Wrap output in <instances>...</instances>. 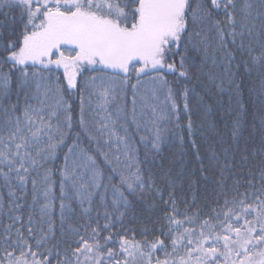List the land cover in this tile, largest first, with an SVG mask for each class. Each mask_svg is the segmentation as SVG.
Instances as JSON below:
<instances>
[{"label": "snow or ice", "instance_id": "snow-or-ice-1", "mask_svg": "<svg viewBox=\"0 0 264 264\" xmlns=\"http://www.w3.org/2000/svg\"><path fill=\"white\" fill-rule=\"evenodd\" d=\"M0 264H264V0H0Z\"/></svg>", "mask_w": 264, "mask_h": 264}, {"label": "trees", "instance_id": "trees-1", "mask_svg": "<svg viewBox=\"0 0 264 264\" xmlns=\"http://www.w3.org/2000/svg\"><path fill=\"white\" fill-rule=\"evenodd\" d=\"M170 80H174V77H172L171 75L169 76ZM194 86V84H189L188 87L191 89ZM182 87V85H181ZM258 107V104L254 106V110L255 108ZM251 119V117H250ZM256 124L258 126L259 121H256ZM181 151H183L184 153H187L189 151L188 147L185 145L183 149H181V146L179 145L178 141L173 140L170 143V146L168 148L165 149V155H171V153H176L175 159L180 160V153ZM183 167H186L188 169H195L197 167L195 160L190 157L189 155H184L183 157Z\"/></svg>", "mask_w": 264, "mask_h": 264}]
</instances>
